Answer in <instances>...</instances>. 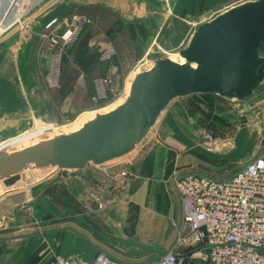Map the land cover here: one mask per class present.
I'll use <instances>...</instances> for the list:
<instances>
[{
    "label": "crops",
    "instance_id": "1",
    "mask_svg": "<svg viewBox=\"0 0 264 264\" xmlns=\"http://www.w3.org/2000/svg\"><path fill=\"white\" fill-rule=\"evenodd\" d=\"M245 1L74 0L71 8L58 4L51 9L56 16L89 17L88 46L103 51L113 45L116 58L103 62L96 56L86 68L75 58L65 60L58 88H50L52 48L40 35L0 49V144L35 121L55 124L87 113L96 105V77L114 78V93L108 92L106 102L126 92L125 55L114 39L126 43L129 55L141 61L176 56L199 25ZM258 91L245 102L216 94L177 98L157 117L155 139L148 148L138 150L141 142L122 157L81 170H60L46 180L25 172L9 190L2 187L0 264H48L57 257L94 263L100 252L129 264L154 260L169 250L183 255L191 246L175 180L192 172L227 178L264 153V96L250 103ZM88 99L91 106L86 107ZM246 102L250 104L242 109ZM206 132L212 140L205 139ZM122 158L125 161L107 167ZM181 235L186 242L179 243ZM201 258L195 251L188 264H204Z\"/></svg>",
    "mask_w": 264,
    "mask_h": 264
},
{
    "label": "water",
    "instance_id": "2",
    "mask_svg": "<svg viewBox=\"0 0 264 264\" xmlns=\"http://www.w3.org/2000/svg\"><path fill=\"white\" fill-rule=\"evenodd\" d=\"M179 55L183 62L169 56L154 60L136 74L121 104L85 116L79 129L0 149V189L9 190L25 172L46 180L60 170H81L130 153L177 98L216 94L251 100L264 87V0L242 2L199 25Z\"/></svg>",
    "mask_w": 264,
    "mask_h": 264
},
{
    "label": "built area",
    "instance_id": "3",
    "mask_svg": "<svg viewBox=\"0 0 264 264\" xmlns=\"http://www.w3.org/2000/svg\"><path fill=\"white\" fill-rule=\"evenodd\" d=\"M90 23L86 16H74L64 23L54 19L48 24H59L49 37L51 46L58 47L53 55L56 59L52 62L50 88L59 86L62 52L78 40L84 26ZM116 55V48L109 45L101 52L100 60L111 61ZM93 83V100L106 102L114 78L99 76ZM205 139L210 141L213 135L206 132ZM175 186L183 201V224L188 231V245L198 246L197 251L207 264H264V153L230 177L218 179L192 172L179 176ZM178 241L184 243L186 238L181 235ZM185 259L189 256L169 250L154 260L135 264H183ZM48 264L129 263L100 252L94 263L57 257Z\"/></svg>",
    "mask_w": 264,
    "mask_h": 264
},
{
    "label": "rangeland",
    "instance_id": "4",
    "mask_svg": "<svg viewBox=\"0 0 264 264\" xmlns=\"http://www.w3.org/2000/svg\"><path fill=\"white\" fill-rule=\"evenodd\" d=\"M66 1L68 2L67 4H65L66 2L64 0H0V49L4 48L5 46L13 42L22 43L28 38L30 39L35 34H38L40 35L41 38H43L44 41H47L48 42L47 44H49V46L52 48L50 54V63L51 61L53 62V60L56 58L54 56L53 59L52 56L54 55L55 51H57L58 47L51 46V41L49 37L53 31L55 32L57 30L59 24H54L52 26H49L48 24L52 22L54 19L59 20V23H64L67 21V19L69 21V19L74 17V15L69 14L64 16L63 14H61V16H56L55 14L51 13V9L56 8L58 4L60 5L65 4L67 7L71 8L74 0H66ZM75 12H79V10L77 9ZM47 14H49V16H47ZM88 18L89 17H87V19ZM91 27L92 26H90L89 24H86L84 26L80 34V37L74 43L75 46L73 49H72L73 44H70L64 49L61 58V70H62L63 61L69 60L70 58H75L78 64H81L83 65V67L86 68L88 67L90 60H94L96 56L100 57V53L102 52V50L97 48L94 49L88 46L87 37L90 34L89 28ZM112 43L116 45L118 52L120 50L124 52L125 56L123 57L122 61H124L123 64L126 65L128 69L127 71L124 72V74L126 75L125 81L128 80L129 76L133 72H135L136 69L140 67V65L142 64L147 65L149 62H154V60H152L151 58L150 60L144 59L143 61H141L139 56L135 54L134 56L136 57H131V55H129L130 53L128 46H126V43L120 44L119 40L116 42V39H114ZM67 49L68 50L71 49L73 51V54L72 51L68 53ZM172 57H179V55ZM124 93L125 91L119 97L114 98L115 100L109 101L108 104H99L98 102L97 103L95 102L96 105H94L93 108L88 107L91 106L90 99H88L85 105L86 107H88L87 109H91V110H89L87 113H93L95 111H104L106 109H109L116 102L120 101L121 98H123ZM256 94H257L256 98H254V100L250 103H253L255 102V100H258L259 98L257 97L259 95L264 96V89L263 88L260 89ZM250 103L247 102L241 103L242 105H244L242 106V109H245L246 108L245 105ZM249 118H251V116H249ZM251 120H254V118H251ZM83 121H84L83 114H81L74 120H60V122H57L55 124H46L35 121V123L29 128L19 132L17 135L13 136L12 138L2 141V143L0 144V149H2L3 147H5L10 143H16L28 137L36 138L37 136H40L39 134L54 129H55L54 131H58V130L60 131L63 128H67L71 126L75 128L81 127ZM155 126L156 125H154L151 128L150 132L146 135V137L143 138V140L141 141L142 143L140 142L141 144L137 148L138 150L141 148H143V150L148 148L150 142L154 141L155 139L154 134L156 130ZM10 140L11 142H9ZM125 159L126 158L114 160L115 162L113 161V163H109L107 167L115 166V164L123 162L125 161ZM54 210L56 212V209ZM201 259L202 262L206 264L205 263L206 260L204 259L203 256Z\"/></svg>",
    "mask_w": 264,
    "mask_h": 264
},
{
    "label": "bare ground",
    "instance_id": "5",
    "mask_svg": "<svg viewBox=\"0 0 264 264\" xmlns=\"http://www.w3.org/2000/svg\"><path fill=\"white\" fill-rule=\"evenodd\" d=\"M171 58L174 59V60H176V61H178V62H183V58L180 57V55H179V57H171ZM152 65H153V62H149L147 65H146V64H142V65H140V67H138V68L136 69V71L133 72V73L129 76V78H128V80H127L126 91H127L128 88L130 87V84L132 83V81H133L134 77L136 76V74L139 73V72H141V71H145V70L150 69V68L152 67ZM124 100H125V93H124V95H123V98H121L120 101L116 102V103H115L112 107H110L109 109H113V108H115L116 106H118L119 104H121ZM90 114H91V113H85V114H83V119H84L85 116L90 115ZM79 128H80V127L75 128V127L71 126V127L63 128V129L60 130V131H59V130H58V131H54V130H55V129H54V130L47 131V132H45V133L39 134L40 136H37L36 138H34V137H32V138H31V137H28V138H26V139H24V140H21V141H19V142H16V143H10V144L6 145L5 147H3L2 150H11V149H16V148H21V147H24V146H28V145L34 144L35 142L40 141V140L49 139V138H51V137H53V136H56V135H58V134H61V133L75 131V130H77V129H79ZM52 131H54V132H52Z\"/></svg>",
    "mask_w": 264,
    "mask_h": 264
},
{
    "label": "trees",
    "instance_id": "6",
    "mask_svg": "<svg viewBox=\"0 0 264 264\" xmlns=\"http://www.w3.org/2000/svg\"><path fill=\"white\" fill-rule=\"evenodd\" d=\"M112 32L110 31V33H109V36H112ZM73 45H75V44H73ZM72 50L71 49H69L68 50V53H70ZM114 58H116V57H114ZM113 58V59H114ZM102 104H108V102H104V103H102ZM198 250V246H191L190 248H188V250H186L185 251V253L183 254V256L184 257H188L191 253H193V252H195V251H197Z\"/></svg>",
    "mask_w": 264,
    "mask_h": 264
}]
</instances>
